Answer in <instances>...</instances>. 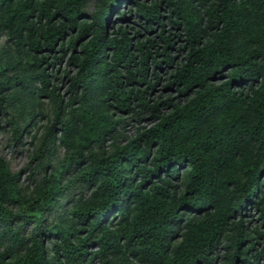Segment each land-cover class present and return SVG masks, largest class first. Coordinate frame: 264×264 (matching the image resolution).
<instances>
[{
	"label": "trees",
	"instance_id": "trees-1",
	"mask_svg": "<svg viewBox=\"0 0 264 264\" xmlns=\"http://www.w3.org/2000/svg\"><path fill=\"white\" fill-rule=\"evenodd\" d=\"M125 1L90 21L84 0H0V30L19 48L0 59V108L15 107L18 140L49 96L56 128L41 150L58 135L66 148L30 191L0 154V264H216L225 238L221 264H264V0H130L162 59L140 29L109 31ZM168 24L186 36L181 60ZM50 59L68 63L67 101L50 89ZM163 63L176 96L151 104ZM113 109L152 122L107 146L124 122ZM77 184L89 194L65 207ZM247 207L261 220L251 235Z\"/></svg>",
	"mask_w": 264,
	"mask_h": 264
},
{
	"label": "rangeland",
	"instance_id": "rangeland-1",
	"mask_svg": "<svg viewBox=\"0 0 264 264\" xmlns=\"http://www.w3.org/2000/svg\"><path fill=\"white\" fill-rule=\"evenodd\" d=\"M144 1V0H141ZM111 6L108 7V4ZM113 0H84L81 19H88L91 21L93 15L99 10L105 9L107 7L110 9L113 7ZM125 11V19H120L122 17L118 16L120 11ZM145 20H142L136 14V6L130 0L121 2L117 5V8L112 10L111 20L108 22V27L110 32L117 31L118 25L121 23H126L129 27L131 33H135L136 30L140 29L142 36H151L155 38L156 34L151 32H146L143 27ZM178 30L173 29L170 25H167V34H171L175 38V46L169 48L172 54H176L178 60L183 57L182 51H178L177 48L181 47L186 39L183 32L182 36H177ZM156 47H149L148 51L152 54L159 53V58L164 57V47L160 39L157 37ZM159 45V46H157ZM27 48L23 47V51ZM7 57H13L16 62L19 58V48L11 40H9L6 32L0 30V59H5ZM53 59L47 60V63L43 67L49 68V73L53 76L51 80L50 89L55 86L57 88L56 92L60 99L67 101L69 98L68 88L70 86V80L65 76V70L68 68V63L65 61L61 68L58 69L57 66H50V62ZM161 78L157 83L155 89L150 90L146 93V97L153 104L157 100H165L169 96H176V90L171 87H167L169 71L165 63L160 69ZM40 105L37 110V114L28 120L26 127H20V137L18 140L15 138L14 129L9 122V119L14 114L15 107H10V110L0 108V154L9 162L12 169L20 173L21 184L23 189L30 191L33 189L35 184L43 180L45 176H50L51 170L54 165L61 162L66 155V148L58 138L55 139L53 145H51V154L42 152L41 146L45 144L47 137L49 138L50 133L54 132L55 126L54 122L56 119V104L49 96H39ZM116 118L122 119L124 122L120 123L117 127L115 135H106L105 144L107 146L112 145L114 137L118 138V142L121 144L127 143L131 138L137 136L139 129L150 125L152 122L151 111H143L141 113L126 114V112H121L119 110L113 109ZM47 134V135H46ZM43 157H41V155ZM63 181L66 183V174L63 173ZM78 194H89V189L84 184H77L70 186L62 194V201L65 202V207L69 206L70 199L74 198ZM249 207L243 209L241 212L244 215L245 229L250 235L256 228L257 224L260 223L258 213L254 211L250 212ZM227 239L223 240L221 246H219L218 252H214V256H217L216 264H221L220 261L224 255L223 244H225ZM3 249V248H1Z\"/></svg>",
	"mask_w": 264,
	"mask_h": 264
}]
</instances>
